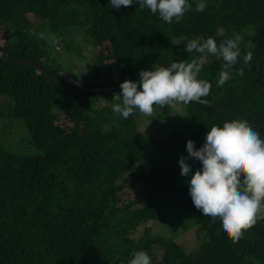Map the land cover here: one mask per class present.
Returning <instances> with one entry per match:
<instances>
[{
    "label": "trees",
    "instance_id": "1",
    "mask_svg": "<svg viewBox=\"0 0 264 264\" xmlns=\"http://www.w3.org/2000/svg\"><path fill=\"white\" fill-rule=\"evenodd\" d=\"M198 2L188 0L183 18L168 24L137 0L119 9L110 0H0V49L102 89L83 92L0 58V117L20 122L35 150L17 152L11 138L0 139V264H128L141 250L151 264H264V220L233 243L189 195L202 164L186 142L199 149L213 125L237 118L191 102L123 119L113 112L120 92L103 91L125 80L139 86L143 70L196 58L173 38L211 37L219 45L240 37L241 56L223 87L216 81L225 62L208 57L198 78L212 87L202 99L264 125V0H205L202 12ZM172 115H182L187 129L171 124ZM148 121L169 123L168 131L139 128ZM6 126L3 139L12 136ZM194 227L202 241L187 251L177 237Z\"/></svg>",
    "mask_w": 264,
    "mask_h": 264
},
{
    "label": "clouds",
    "instance_id": "2",
    "mask_svg": "<svg viewBox=\"0 0 264 264\" xmlns=\"http://www.w3.org/2000/svg\"><path fill=\"white\" fill-rule=\"evenodd\" d=\"M141 9L147 8L152 14H159L160 19L171 24L179 22L190 9L188 0H137ZM113 8L131 6L133 0H110ZM207 7L205 0H199L196 11L202 12ZM240 37L227 39L217 45L209 37L187 39L181 36L173 38V45L184 44L188 53H196L190 61L173 62L168 67H155L139 73L138 83L125 80L120 84L121 92L114 95L118 101L113 105V112L123 119H128L136 111L151 116L154 105L161 108L176 104H189L209 95L211 83L199 79L209 56L222 58L225 62L216 81L223 87L231 79V69L241 56ZM252 52L248 51L243 61L248 65ZM243 75L242 70H237ZM189 157L199 160L202 169L191 175L189 195L196 209L203 216L219 219L225 235L237 243L244 232L264 220V139L244 119L225 122L222 127L213 125L206 133L205 142L195 149L194 141L186 142ZM185 157L178 161L181 176H189L190 166ZM128 264H151L146 251H134Z\"/></svg>",
    "mask_w": 264,
    "mask_h": 264
},
{
    "label": "rangeland",
    "instance_id": "3",
    "mask_svg": "<svg viewBox=\"0 0 264 264\" xmlns=\"http://www.w3.org/2000/svg\"><path fill=\"white\" fill-rule=\"evenodd\" d=\"M2 24H0V33L2 32ZM61 49V47H60ZM59 50V49H57ZM59 55H64V52L60 50V52H57V56ZM82 62H77V64L74 61V64L80 68ZM83 65V64H82ZM65 69V68H64ZM3 104V97L0 96V109ZM172 119L170 120L171 124L172 123H178V128L180 130L187 129V123L185 122L186 120L182 118V115L176 116L178 118H175L174 115H172ZM181 117V118H180ZM187 119V118H186ZM188 121V119H187ZM8 124L7 121L2 119L0 117V129ZM14 125L8 124L6 127L9 131H11L12 136H8L6 139H3V132L0 130V139L2 140H7L11 138L9 141L15 146L12 148L13 150L17 152H26V153H33L35 150L30 146L29 142V136L27 135V131L24 129L23 125L20 122L13 123ZM184 124V125H183ZM169 125V123H168ZM168 125L167 124H161V123H154L152 121L140 123L139 128L144 130L147 133H155V134H161L163 132L168 131ZM15 127V128H14ZM14 128V129H13ZM175 222V221H174ZM153 231H157L159 228L158 225H153ZM172 227H178L176 223H173ZM197 228L199 227H194L193 229H189L186 232H182L178 237L177 241L184 245L185 249L189 251L194 245L199 244L202 239L198 236V230ZM200 230V228H199ZM200 238V239H199Z\"/></svg>",
    "mask_w": 264,
    "mask_h": 264
},
{
    "label": "water",
    "instance_id": "4",
    "mask_svg": "<svg viewBox=\"0 0 264 264\" xmlns=\"http://www.w3.org/2000/svg\"><path fill=\"white\" fill-rule=\"evenodd\" d=\"M0 58L5 60L6 62H9V63H12V64L27 65V66H30V67L34 68L36 71H38L40 73L57 77V78H59L61 80H64V81L68 82L69 84H71L72 86L78 88L79 90H81L83 92H91V91L99 92V91H102V89L87 88L84 85H82L81 83L77 82L70 75H68V74H66V73H64L62 71H55V70H53L51 68H48V67H46V66H44V65H42L40 63L31 61V60H27V59H23V58H16L14 56L9 55L6 51H4L2 49H0ZM138 90H139V86H138ZM103 91H105V92H110V91L121 92V89H120V86H111V87H108L106 89H103ZM195 102L210 106V107H212L214 109H218V110H220L222 112H225L227 114H230V115L236 117L237 119L247 120L248 123L250 124V126L258 128L260 130H264V125L262 123L257 122L255 120H253L252 118H250L248 116H245V115H243V114H241V113H239V112H237L235 110L225 108V107H223L221 105H218V104H216L214 102H210V101L204 100L202 98H200L199 101H195Z\"/></svg>",
    "mask_w": 264,
    "mask_h": 264
}]
</instances>
